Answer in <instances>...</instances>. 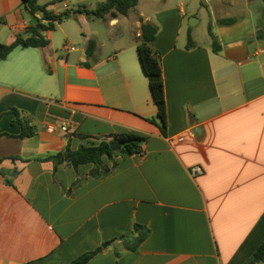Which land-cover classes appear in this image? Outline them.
Masks as SVG:
<instances>
[{"label": "crops", "instance_id": "1", "mask_svg": "<svg viewBox=\"0 0 264 264\" xmlns=\"http://www.w3.org/2000/svg\"><path fill=\"white\" fill-rule=\"evenodd\" d=\"M56 1L39 4L58 15L105 0ZM196 3L141 0L129 16L98 22L79 14L41 32L48 46L0 61V133H21L12 108L37 130L0 137V264H70L98 248L88 264H244L261 246L264 0H205L213 36L195 32L202 19L187 8ZM229 18L237 23L219 25ZM148 23L157 28L165 134L150 121L158 111L137 53ZM34 31L22 0H0V44ZM55 119L70 123L68 134ZM123 134L146 139L142 154L105 158V177L92 175L93 164L38 160Z\"/></svg>", "mask_w": 264, "mask_h": 264}, {"label": "trees", "instance_id": "2", "mask_svg": "<svg viewBox=\"0 0 264 264\" xmlns=\"http://www.w3.org/2000/svg\"><path fill=\"white\" fill-rule=\"evenodd\" d=\"M66 0H57L56 2H64ZM141 0H105L100 3L95 9H88L85 6H79L75 9H70L62 14H54L48 11L47 5H40L39 0H22V6L27 12L40 16L39 22L33 25L34 33L29 37L18 36L15 41L10 44H0V61L7 59V57L17 48H43L49 45V41L41 34L42 31L55 30L54 22L61 23L69 18H76L79 14L86 15L89 19L106 20L108 16H129L130 12L134 10ZM46 21L47 23H43ZM142 22V19L140 20ZM220 26H232L237 23L235 18L220 20ZM141 37L137 42V53L143 72L148 78L149 87L153 100L157 106V119L150 120L155 124H159L163 134L166 133L167 128V101L165 95V87L163 82V69L161 60L157 57L151 47V44L156 38L157 28L151 24H142ZM208 32L213 36L212 26L209 25ZM194 46L191 33L188 35L187 49ZM96 49V42L90 40L87 44V53L92 56ZM213 51L219 53L221 46L218 42L213 41ZM11 114L15 115L13 124H20L21 133L14 136L8 133H0V137H9L17 139H27L34 137L37 134L35 127L31 126L29 121L25 119L21 112L15 108L10 109ZM144 137L135 134L118 135L108 141H101L98 144L91 143L82 145L78 150L72 151L70 145L66 150L58 153H50L40 157L38 160L47 162L51 161L55 164L67 163L74 167L93 164L96 168L92 172L94 177H105L110 174L112 168L103 164L105 158L112 159L114 156L140 155L143 151ZM113 142H121L122 146L117 152H112L110 144ZM70 144V138H68ZM12 160L17 159L12 157ZM4 158L0 157V165ZM10 184V182H6ZM139 229L140 226H136ZM101 251L98 248L95 251L85 253L76 258L70 264H88L89 261ZM244 264H264V242L256 250V252Z\"/></svg>", "mask_w": 264, "mask_h": 264}, {"label": "rangeland", "instance_id": "3", "mask_svg": "<svg viewBox=\"0 0 264 264\" xmlns=\"http://www.w3.org/2000/svg\"><path fill=\"white\" fill-rule=\"evenodd\" d=\"M145 2L148 1H144L142 3H140L142 9H145L146 11H150L151 9V5L150 3L147 4ZM205 0H197L196 5L192 4V7L187 8L188 11V15H192L194 20L199 21L200 19H202L201 23H198L197 26L194 27L195 32L200 34L201 36H207L208 34V27L211 24V16H210V10L209 7L204 3ZM234 16H237V14L233 13ZM95 22H98V19H94ZM191 21L187 22V25H190ZM74 26H76L77 28V32H75L74 28L70 26L69 32L74 36V37H78L82 40V42L85 44L86 42V38L83 36V31L82 29L76 25V23H73ZM77 47V46H76ZM64 53V52H62Z\"/></svg>", "mask_w": 264, "mask_h": 264}, {"label": "built area", "instance_id": "4", "mask_svg": "<svg viewBox=\"0 0 264 264\" xmlns=\"http://www.w3.org/2000/svg\"><path fill=\"white\" fill-rule=\"evenodd\" d=\"M69 125H70V123L67 120L55 119L53 121V127L57 130H60L64 134L69 133ZM193 172H194V174H198L199 172H201V170H200V168H195Z\"/></svg>", "mask_w": 264, "mask_h": 264}, {"label": "water", "instance_id": "5", "mask_svg": "<svg viewBox=\"0 0 264 264\" xmlns=\"http://www.w3.org/2000/svg\"><path fill=\"white\" fill-rule=\"evenodd\" d=\"M24 10L26 11L27 18L32 22V24L33 25L38 24V22H39L38 17L33 15V14H31L30 12H27L26 9H24ZM190 26H193V24L190 23ZM85 55H86V53H85ZM121 146H122L121 142H113V143L110 144L112 152H117L120 149ZM107 245L108 244H105L103 247H107Z\"/></svg>", "mask_w": 264, "mask_h": 264}]
</instances>
